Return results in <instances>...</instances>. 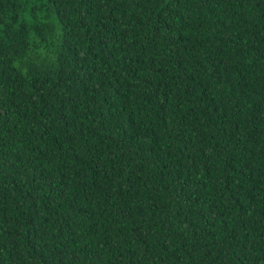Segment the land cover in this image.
I'll use <instances>...</instances> for the list:
<instances>
[{
    "label": "trees",
    "instance_id": "obj_1",
    "mask_svg": "<svg viewBox=\"0 0 264 264\" xmlns=\"http://www.w3.org/2000/svg\"><path fill=\"white\" fill-rule=\"evenodd\" d=\"M0 264H264V0H0Z\"/></svg>",
    "mask_w": 264,
    "mask_h": 264
}]
</instances>
